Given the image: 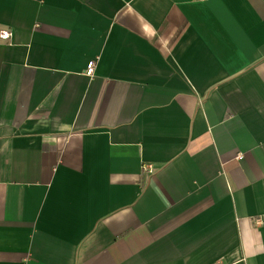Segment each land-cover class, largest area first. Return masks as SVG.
<instances>
[{"label":"crops","instance_id":"crops-1","mask_svg":"<svg viewBox=\"0 0 264 264\" xmlns=\"http://www.w3.org/2000/svg\"><path fill=\"white\" fill-rule=\"evenodd\" d=\"M2 29L0 264H264V0H0Z\"/></svg>","mask_w":264,"mask_h":264},{"label":"built area","instance_id":"built-area-1","mask_svg":"<svg viewBox=\"0 0 264 264\" xmlns=\"http://www.w3.org/2000/svg\"><path fill=\"white\" fill-rule=\"evenodd\" d=\"M10 30L8 29H2L0 30V38L1 39H8L10 37ZM94 67H95V61L94 60H89L86 65L85 69V74L88 76H92L94 73ZM152 168L149 164L145 163L142 164V171L143 172H148L151 171Z\"/></svg>","mask_w":264,"mask_h":264}]
</instances>
